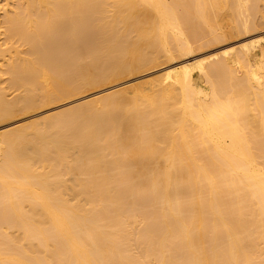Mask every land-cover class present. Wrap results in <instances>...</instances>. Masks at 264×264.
<instances>
[{
    "label": "bare ground",
    "instance_id": "6f19581e",
    "mask_svg": "<svg viewBox=\"0 0 264 264\" xmlns=\"http://www.w3.org/2000/svg\"><path fill=\"white\" fill-rule=\"evenodd\" d=\"M261 1L7 0L29 49L0 45V124L251 33ZM212 59L0 132V264H264V46Z\"/></svg>",
    "mask_w": 264,
    "mask_h": 264
},
{
    "label": "rangeland",
    "instance_id": "374dc122",
    "mask_svg": "<svg viewBox=\"0 0 264 264\" xmlns=\"http://www.w3.org/2000/svg\"><path fill=\"white\" fill-rule=\"evenodd\" d=\"M18 1L19 0H9V3L10 4H15V2H18ZM6 5L9 6V4L7 3V0H0V26L3 27V28L5 27L3 25L4 24V22H3L4 21V17H6L7 16L6 14H8V12L10 11V6L7 7ZM258 6H259L260 10L263 9L261 11H264V0L259 2ZM256 13H257L256 18H257V24H258L257 29L258 30L256 29V30L252 31L251 33L250 32L247 33V34L245 33L246 35L242 34L241 36H238V37H234L233 35H231V36L229 35L228 36L229 38H227L226 40L221 42V44L217 43V45H216L215 43H213V44L210 43L213 46L210 45L209 43H208L209 45L208 44L205 45L204 42L207 43V41L203 40L200 43L196 44L197 46H195V47L197 49L196 48H195L196 50L194 49L195 53L192 52L189 55L182 56V57L180 56V58L177 57L178 59H173V60H170L168 62H167L166 59H162V61L160 60L161 64L159 62L160 66L157 64L158 66L155 65L156 67H154V68L150 67L149 68L150 70L146 69L147 71L145 70V72H143V73H140L138 75L136 74V76H134V77H130L129 78V76H128V78L126 77V78H124V80H121L120 82L117 81L116 83L114 82V84L110 83L111 85L107 84L104 87L100 86V88L99 87L98 88L97 87L93 88V90L91 89L92 91L91 90L90 91L87 90V91H84L83 93H80V94H77V95H74V96L72 95L74 98L73 97L72 98L69 97L71 100L68 97L59 98L61 100L60 103H59V101L56 100L55 105H54V103H51L50 107H49V105H46L45 106L46 109L43 107L44 109L41 108V110L39 109L40 111H37V112L35 111V112H33L32 114H29V115L28 114L24 115V116L21 115L20 117L18 116L14 120L11 119V121H9V122L0 124V132H3V131L5 132L6 130L13 129V128H15L17 126H20V125H26V124H28V123H30L32 121H35V120H37V119H39L41 117H44V116H51V115L57 114L59 112L61 113L62 111L64 112L65 110L67 111V110H69V109L81 104L85 100L92 98L93 96L94 97L95 96H100V95L109 93L111 91L113 92V91H116V90L123 89L124 87H127V86H132V85L135 86V84H137V83L140 84V81H142L143 79H146V78H147L146 80H149V79H151V77H152V79H154L155 78L154 76L161 77L162 73H163L162 74V76H163L165 74L164 72L168 71L169 68H173L174 65L178 66V64H180L181 66H183V65H185L187 63L192 62V60L193 61H196V60H199V59H201V60H209V59H212V58H213L212 60H214V59H217L218 57L220 58V57H222V54L226 53L230 49H237L242 43H244L246 41L248 42V41H251V40H259L262 43V45L264 46V19H262V17L260 16V14L258 12H256ZM261 13H264V12H261ZM3 28L0 29V31H1L0 32L1 33L0 34V45H1L2 49H4V50L8 49V46L9 45L11 46V44L12 45L16 44V46H20V49H22V50L29 49V45L28 44H22L23 41L21 39H18V38L13 39L12 41L9 40L11 42V44H10L9 41H7L6 37L4 35H2V32L4 31ZM199 45L203 46V48L201 49V47ZM205 47H207V48H205ZM197 50H198V52H196ZM5 55H6L5 57H7V58L9 57L7 52L5 53ZM216 56H218V57H216ZM7 58H6V60H7ZM164 61L167 62V64ZM172 61H174V62H172ZM0 62H1L0 63V69H1V66H3V65L5 66L4 58L1 57ZM8 80H9V78H8L7 75L1 76V80L0 81H1V83L2 82L3 83L0 86L3 87V88H7L8 87L7 85H8V82H9ZM7 90H8V92H7L8 97L10 96L9 94H11V96L9 98H12L13 96H16V94H18V91L16 93L15 90H12L10 88L7 89ZM67 98H68V100H67ZM56 103H58V104H56ZM141 229H142V225H140L138 227V230H141ZM135 235H137V234L135 233Z\"/></svg>",
    "mask_w": 264,
    "mask_h": 264
}]
</instances>
